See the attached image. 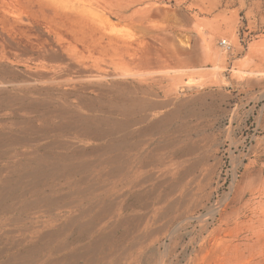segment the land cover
I'll use <instances>...</instances> for the list:
<instances>
[{"label": "rangeland", "instance_id": "obj_1", "mask_svg": "<svg viewBox=\"0 0 264 264\" xmlns=\"http://www.w3.org/2000/svg\"><path fill=\"white\" fill-rule=\"evenodd\" d=\"M0 264H264V0H0Z\"/></svg>", "mask_w": 264, "mask_h": 264}, {"label": "built area", "instance_id": "obj_2", "mask_svg": "<svg viewBox=\"0 0 264 264\" xmlns=\"http://www.w3.org/2000/svg\"><path fill=\"white\" fill-rule=\"evenodd\" d=\"M219 42H220V45L222 47H224L225 50H230L231 49V44H230V42L227 39L223 38Z\"/></svg>", "mask_w": 264, "mask_h": 264}]
</instances>
